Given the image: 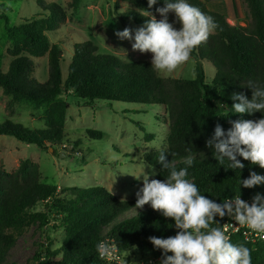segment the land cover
Returning <instances> with one entry per match:
<instances>
[{
  "label": "trees",
  "instance_id": "16d2710c",
  "mask_svg": "<svg viewBox=\"0 0 264 264\" xmlns=\"http://www.w3.org/2000/svg\"><path fill=\"white\" fill-rule=\"evenodd\" d=\"M125 1L133 7L120 14V21L126 23L131 19L140 27L151 19L147 12L157 13L156 9L164 7L166 2L157 0L156 5L149 8L148 0ZM81 2L71 0L67 6L44 5L37 16L15 26L5 20L10 43L8 54L13 61L7 73L0 71V88L11 94L15 102L28 100L37 107L46 105L47 108L44 130L33 131L8 119L0 124V137L9 136L42 150L53 148L58 154L60 147L68 148L64 135V123L70 108L67 96L90 102L102 100L160 106L168 112L171 121L167 149L164 150L167 160L179 170L188 167L183 161L189 154L193 155V164L188 167L186 178L196 184L201 195L217 203L240 195L249 204L255 194L264 196V184L251 189L240 185V180L247 179L250 172L264 176V169L239 156L237 159L244 168L229 169L226 158L221 164L214 156V149L206 147V141L214 135L217 124L227 132L232 121L264 118V112L240 115L231 109L234 93H243L251 100L249 81L264 87V0H245L252 18L248 27L231 25L226 16L210 10L206 0H187L213 17L219 25L206 41L207 61L216 69L211 84L205 82L202 68L194 80L164 79L150 62L124 63L113 53H101L92 41L75 45L64 77L62 49L59 44L50 42L48 34L66 22L68 14L76 13ZM46 56L49 80L39 84L32 79V58ZM218 104H225L228 109H220ZM87 134L99 140L104 137L99 131L88 130ZM159 154L160 151L147 153L142 161L158 171L156 179L164 180L169 170L158 163ZM39 204L48 209V213L34 215L40 227H47L53 219L51 229L63 230L65 239L54 249V240L47 234L46 244H41L25 264H107L97 251V244L102 241L113 242L118 250L126 253L127 263L162 258L163 250L156 249L149 237L168 238L178 231L174 221L165 218L161 212L153 208L138 209L136 200L122 201L101 186L75 187L73 198H68L64 189L58 191L41 181L37 162L24 159L11 172L0 165V264H8L6 260L17 243L10 229L26 222L28 211ZM215 219L219 224L213 223L212 226L218 227L223 225L227 216ZM230 241L250 250L252 264H264V241L253 244L239 235ZM133 250L142 253L140 258L130 254ZM147 253L151 256L147 257Z\"/></svg>",
  "mask_w": 264,
  "mask_h": 264
},
{
  "label": "rangeland",
  "instance_id": "374dc122",
  "mask_svg": "<svg viewBox=\"0 0 264 264\" xmlns=\"http://www.w3.org/2000/svg\"><path fill=\"white\" fill-rule=\"evenodd\" d=\"M206 1L210 10L226 16L231 25L242 27L251 25V13L245 0ZM70 2L71 0H0L2 73L8 72L13 61L8 54L10 43L5 20L9 21L10 26H15L37 16L43 11L44 5L57 3L67 6ZM131 7L133 6L125 0H82L79 10L68 14L66 22L48 34L50 42L59 44L62 49L64 77L67 76L75 45L86 41H92L99 47L101 53L117 55L124 63L139 60L151 63L153 58L151 53L133 51L134 40H120L115 35L116 31H123L125 28L135 30L140 27L131 19L126 23L120 21V14ZM151 15L155 16L157 21L162 19L158 12ZM168 21L177 30L181 28L174 13L168 14ZM193 53L196 56H193ZM207 58L209 53L205 42L194 49L190 60L174 72L158 74L164 79L189 81L196 79L198 71L202 68L205 82L211 84L216 69ZM32 61L34 63L32 79L39 84L47 83L50 71L48 57L32 58ZM66 100L70 105L64 123L67 150L60 147L57 154L51 149L42 150L35 145L2 136L0 165L11 172L18 168L21 160L37 162L40 165L41 181L58 191L64 189L68 198H73L75 187L89 189L101 186L122 201L136 200V193L143 187L145 163L142 157L150 152L167 149L171 123L168 112L160 106L109 103L102 100L90 102L73 96H67ZM46 108V105L37 107L28 100L15 102L11 94L0 88V124L11 119L33 131L44 130ZM88 130L103 133V139L90 138ZM145 172L150 174V180L156 179L158 174L153 168H145ZM153 172L155 175H151ZM144 208L152 207L149 203L138 209ZM44 213H48L47 207L39 204L28 211L26 222L10 229L17 243L6 263L25 264L34 256L41 244H46L47 234L54 240V249L60 247L65 239L63 230L51 229L53 219L47 227L41 228L40 223L34 218V215ZM130 254L138 258L142 255L137 250L131 251ZM149 256L150 253H147V257Z\"/></svg>",
  "mask_w": 264,
  "mask_h": 264
},
{
  "label": "clouds",
  "instance_id": "9594fccd",
  "mask_svg": "<svg viewBox=\"0 0 264 264\" xmlns=\"http://www.w3.org/2000/svg\"><path fill=\"white\" fill-rule=\"evenodd\" d=\"M156 3L157 0H148V7L152 8ZM156 11L162 17L159 21L147 12L151 19L143 26L135 30L125 28L116 31L115 35L120 40H134L133 51L151 53L152 68L157 72L172 73L187 63L193 50L205 43L219 27L213 17L187 0H166L165 6ZM170 12L181 24L179 30L169 23ZM248 88L252 91L251 100L243 93H234L231 109L240 115L264 112V87L249 81ZM217 107L228 109L225 104ZM231 124L227 132L217 124L214 135L206 141V147L214 149V156L221 164L226 158L229 169L244 168L238 156L264 169V118L257 121L239 119ZM188 151L191 153V149ZM167 156L161 150L158 163L169 170L168 177L150 180L145 168L151 167L145 163L143 187L136 193V208L150 203L153 210L173 220L178 230L175 236L168 238L149 237L156 249L163 250L160 264H252L247 247L233 244L223 226L212 225L219 224L215 219L217 216L221 219L228 216L240 225L264 234V196L255 194L251 204L242 200L240 195L217 203L201 195L196 184L186 178L188 167L193 164V155L189 154L183 161L188 167L179 170L167 160ZM261 184H264V176L256 172H250L247 179L240 180V185L248 189ZM114 247L113 242L102 241L97 244V251L104 258L112 254Z\"/></svg>",
  "mask_w": 264,
  "mask_h": 264
},
{
  "label": "built area",
  "instance_id": "2783aa9c",
  "mask_svg": "<svg viewBox=\"0 0 264 264\" xmlns=\"http://www.w3.org/2000/svg\"><path fill=\"white\" fill-rule=\"evenodd\" d=\"M226 234L229 235L230 239L234 236H242L246 241L251 243H257L264 241V234L254 232L249 229L246 225H240L227 216V219L222 225ZM107 264H160L161 257H151L146 261H135L127 263V254L118 250L116 247L113 248L110 256L104 257Z\"/></svg>",
  "mask_w": 264,
  "mask_h": 264
},
{
  "label": "water",
  "instance_id": "95a60500",
  "mask_svg": "<svg viewBox=\"0 0 264 264\" xmlns=\"http://www.w3.org/2000/svg\"><path fill=\"white\" fill-rule=\"evenodd\" d=\"M51 151H53V148L51 149Z\"/></svg>",
  "mask_w": 264,
  "mask_h": 264
}]
</instances>
